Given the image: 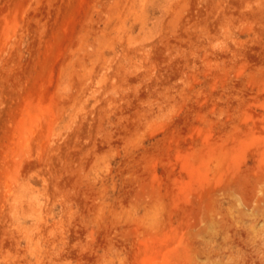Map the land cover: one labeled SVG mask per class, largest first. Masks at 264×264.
Here are the masks:
<instances>
[{
	"label": "rangeland",
	"instance_id": "1",
	"mask_svg": "<svg viewBox=\"0 0 264 264\" xmlns=\"http://www.w3.org/2000/svg\"><path fill=\"white\" fill-rule=\"evenodd\" d=\"M0 264H264V0H0Z\"/></svg>",
	"mask_w": 264,
	"mask_h": 264
}]
</instances>
